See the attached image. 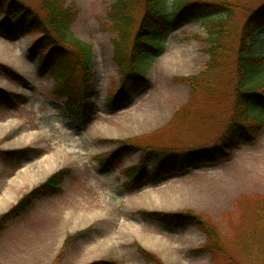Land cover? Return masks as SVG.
Here are the masks:
<instances>
[{
    "label": "rangeland",
    "instance_id": "obj_1",
    "mask_svg": "<svg viewBox=\"0 0 264 264\" xmlns=\"http://www.w3.org/2000/svg\"><path fill=\"white\" fill-rule=\"evenodd\" d=\"M24 1L35 6L39 0ZM168 1L172 13L173 1ZM113 3H64L77 11L72 33L92 48L88 84L78 75L66 84L74 98L83 87L95 91L87 116L80 103L70 107L48 70H40L38 54L30 53L41 34L30 32L13 39L0 34V65L4 66H0V216L49 175L67 171L59 194L37 196L17 220L7 222L0 233V264L224 262L221 254L193 251L207 244V237L194 225L166 227L143 216L146 211L192 212L205 218L216 226L228 253L240 260L231 243L236 244L238 227L245 222V203L253 204L256 196L264 199V122L254 139H240L218 162L155 180L151 156L145 157L144 176L132 177L125 171L140 162L139 146L119 151L121 141L130 145L145 141L180 152L216 143L233 109L234 55L205 81L201 74L209 54L204 23L191 18L170 25L161 49L147 60L146 86L132 94L126 105L108 108L110 93L120 82L112 58L113 40L118 37L109 16ZM263 4L264 0H249L248 5L235 8L233 28L238 30L247 15ZM142 9L138 0L133 29ZM257 46L264 52L263 43ZM194 77L199 84L192 92L185 79ZM24 148L28 150L22 157H3V152Z\"/></svg>",
    "mask_w": 264,
    "mask_h": 264
},
{
    "label": "trees",
    "instance_id": "obj_2",
    "mask_svg": "<svg viewBox=\"0 0 264 264\" xmlns=\"http://www.w3.org/2000/svg\"><path fill=\"white\" fill-rule=\"evenodd\" d=\"M172 1L170 13L167 10L168 0H142V15L133 29L138 0H114L109 16L112 26L118 31V37L113 40L112 58L118 69L120 82L115 92L110 93L107 100L108 108L126 105L132 94L146 86L147 60L150 59L151 53L161 49L164 31L170 28V25H177L180 21L193 18L203 22L207 30V37L204 40L208 43L205 51L209 54V60L201 74L205 76V81L207 77L212 79V73L224 66L225 59L231 53L234 55L236 81L233 109L217 142L208 147L186 148L180 152L178 148L156 147L145 141L143 145L135 143L130 145L121 141L119 151L126 149L131 151L136 146L141 148L140 162L125 170L132 177L144 176V160L147 156L154 160L152 170L154 180L189 167L218 162L229 155L240 139L247 141L254 139L264 122V52L257 49V45L264 44L262 38L264 4L248 14L241 27L235 30L231 15L235 8L248 5L249 0ZM64 3L65 0H39L33 6L24 0H0V34L7 39L30 32L41 34L30 47V53L33 56L38 54L40 70H48L56 82L55 89L66 94L70 107L73 109L76 103H80V111L87 116L93 109L91 98L95 91L86 86L74 98L66 84L75 75L79 76L78 79L82 83L89 82L94 60L92 48L72 33L70 26L77 11L73 6ZM212 14L222 15L211 19L208 16ZM7 70L12 72L8 68ZM185 80L192 92L199 84L197 77ZM180 115L181 111L174 113L175 117ZM27 150L24 148L3 152V157L19 158ZM66 172L59 170L49 175L45 182L26 193L12 208L1 215L0 233L6 229L8 221H15L20 217L30 205V200L37 196L59 194ZM253 200H251L253 204L245 203V222L238 227L236 244L234 241L231 243L237 249L240 260H236L228 253L216 226L201 216H196L192 212L146 211L142 214L161 222L166 227L194 225L207 237V244L193 251L197 253L208 251L213 256L221 254L224 259L222 264H264V199L256 196ZM140 251L144 256H150L149 252L142 249Z\"/></svg>",
    "mask_w": 264,
    "mask_h": 264
},
{
    "label": "bare ground",
    "instance_id": "obj_3",
    "mask_svg": "<svg viewBox=\"0 0 264 264\" xmlns=\"http://www.w3.org/2000/svg\"><path fill=\"white\" fill-rule=\"evenodd\" d=\"M38 111V110H37ZM45 160V159H44Z\"/></svg>",
    "mask_w": 264,
    "mask_h": 264
}]
</instances>
